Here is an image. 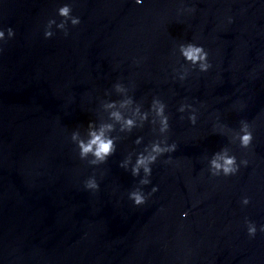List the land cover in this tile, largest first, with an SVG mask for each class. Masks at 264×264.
<instances>
[{"label":"water","instance_id":"95a60500","mask_svg":"<svg viewBox=\"0 0 264 264\" xmlns=\"http://www.w3.org/2000/svg\"><path fill=\"white\" fill-rule=\"evenodd\" d=\"M0 31V264H264V0H0Z\"/></svg>","mask_w":264,"mask_h":264},{"label":"clouds","instance_id":"9594fccd","mask_svg":"<svg viewBox=\"0 0 264 264\" xmlns=\"http://www.w3.org/2000/svg\"><path fill=\"white\" fill-rule=\"evenodd\" d=\"M141 2H142V0H137V3H141ZM58 13L61 17L68 18L70 16V14L72 13V8L69 5H64L58 9ZM51 23H54V21H49V25H51ZM64 23H66V21L61 22L59 27L63 28ZM72 23H73V25H78L80 23L79 18L73 19ZM8 32L12 36L15 35L13 29H11V28L8 29ZM52 35H53V33L51 31L46 30V32H45L46 37L50 38ZM2 36H3V32L0 31V37H2ZM183 51H184L185 57L189 60H192L194 63L200 59L207 60V58H208V53L204 52V49L202 46L197 47L195 45H188L186 49H183ZM202 52H203V56L201 57L198 54L202 53ZM210 66L211 65H209V64H205V65H203L202 70L207 71ZM161 112H162V109H161ZM128 123L131 124L132 122L129 121ZM164 123L167 124V118H165ZM252 139H253L252 133H250V132L246 133L241 138L242 146L248 147L251 144ZM174 150H175V146H173V151ZM153 151L162 152L163 150L160 149L159 146L157 145L154 147ZM113 152H114L113 141L111 139L104 138L103 133H101L100 135L93 133L92 139L88 144H84L83 142L81 143V158H84L89 153H91L95 157V159L90 162L92 164L105 162L106 158L108 156L112 155ZM155 162H156L155 156L148 157V158L141 156L137 160V167L133 169V175L139 174V169L141 166L144 167L145 173H147L148 175H151L152 169H151V167L148 166V164H153ZM245 164H247V161H245ZM213 166L216 167L217 169L223 167L224 175H231V174L236 173L239 170L238 166L236 165V157L235 156L226 157L224 159L223 165H221V164L217 163L215 160H213ZM141 183L147 184V183H150V181L145 179V180L141 181ZM88 186L91 188H95V189L99 188L98 183H96L95 181L90 182ZM153 191H156V189L154 188ZM132 197H133L136 205H141V204H144L146 202L144 196H142L138 193H133ZM243 203L248 204L249 200L247 198H245ZM184 215L186 216V214H184ZM248 231H249L250 235L254 236L256 234L255 227L249 228ZM261 231H264V228H261Z\"/></svg>","mask_w":264,"mask_h":264}]
</instances>
